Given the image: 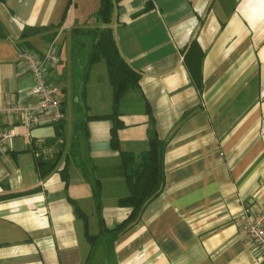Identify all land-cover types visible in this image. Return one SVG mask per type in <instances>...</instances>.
<instances>
[{
	"label": "crops",
	"instance_id": "0c3cea01",
	"mask_svg": "<svg viewBox=\"0 0 264 264\" xmlns=\"http://www.w3.org/2000/svg\"><path fill=\"white\" fill-rule=\"evenodd\" d=\"M113 1L117 45L141 75L121 103L120 150L143 152L152 133L164 141L161 190L113 246L92 252L69 197L95 234V178L108 229L131 211L119 204L129 190L120 150L111 146V119L89 120L88 138H79L93 174L70 159L74 121L113 108L106 61L84 80L73 60L79 28L101 26L94 15L101 0H0V107L36 102L20 55L53 51L61 61L48 67L47 79L60 87L65 113L59 122L0 115V125L15 130L0 152V264H93L100 248L99 264H107L105 255L114 264H264L239 221L246 206L264 212V0ZM39 160L57 162L45 178Z\"/></svg>",
	"mask_w": 264,
	"mask_h": 264
},
{
	"label": "trees",
	"instance_id": "16d2710c",
	"mask_svg": "<svg viewBox=\"0 0 264 264\" xmlns=\"http://www.w3.org/2000/svg\"><path fill=\"white\" fill-rule=\"evenodd\" d=\"M114 12L113 0H101V5L94 15L101 23L100 27L79 28L78 33L73 36V60L75 70L79 72V77L84 80L88 78L91 68L101 60H105L108 66L110 83L114 90V100L112 112L106 116H89L84 115L74 121V143L70 152V159L78 166L84 169L85 176L88 177L90 172L87 171L85 161L81 159L79 138L81 134L85 139L88 138V121L96 118H109L113 122L111 129V146L113 149L120 150L119 131L126 124L121 119V103L125 95L140 87V73L135 70L122 56L117 45L114 30L110 25ZM38 30L37 28H27L26 32ZM6 34L0 25V38ZM40 53V52H39ZM147 112L151 113V106L146 101ZM64 111V109H63ZM78 113L80 111L77 110ZM64 119H62L63 121ZM154 120V119H153ZM63 124V123H62ZM61 126V125H60ZM62 127V126H61ZM62 137L64 130L58 129ZM165 143L155 133L149 137V146L139 154L133 152L121 151V161L123 174L126 179L129 194L120 199L121 206L131 209L128 217L116 228L108 229L105 226L103 217L102 191L103 185L101 180L95 178L93 183V197L99 217L101 230L99 234L90 232L88 215L81 209L78 203L69 197L74 205L76 213L83 220L87 240L91 244L92 252L98 245L113 246L116 238L135 220H137L146 206V204L159 194L164 179V152ZM57 162L39 160V171L43 178L49 175L56 167ZM68 165L63 169L64 177L68 185L69 179L67 174Z\"/></svg>",
	"mask_w": 264,
	"mask_h": 264
},
{
	"label": "built area",
	"instance_id": "2783aa9c",
	"mask_svg": "<svg viewBox=\"0 0 264 264\" xmlns=\"http://www.w3.org/2000/svg\"><path fill=\"white\" fill-rule=\"evenodd\" d=\"M21 61L32 77V94L36 102L8 103L0 107V115H23L26 121H40V115L46 114L50 120L59 122L65 117L61 102L60 87L47 79V69L57 65L61 59L53 51L44 54L31 49H25L20 55ZM15 136V130L8 125H0V152L5 151ZM243 232L253 241V244L264 254V212H253L250 207H244L240 216Z\"/></svg>",
	"mask_w": 264,
	"mask_h": 264
},
{
	"label": "rangeland",
	"instance_id": "374dc122",
	"mask_svg": "<svg viewBox=\"0 0 264 264\" xmlns=\"http://www.w3.org/2000/svg\"><path fill=\"white\" fill-rule=\"evenodd\" d=\"M95 1H97V0H95ZM73 72H74V68H73ZM67 113H68V117H70V115H71V113H72V111H73V109H72V106H70L69 108H67ZM71 123V122H70ZM92 172H90V174H91ZM93 174V173H92ZM89 220V219H88ZM90 224V223H89ZM91 224H92V226L90 227V232L92 233V234H95L96 232H97V226H96V224L92 221L91 222ZM102 244H100V245H98V247L99 246H101ZM104 255V251L102 250V248H100L97 252H96V254H95V260H93V264H99V257H100V255ZM105 259H106V261L105 262H107V264H114V258H113V255H105ZM95 261V262H94Z\"/></svg>",
	"mask_w": 264,
	"mask_h": 264
}]
</instances>
